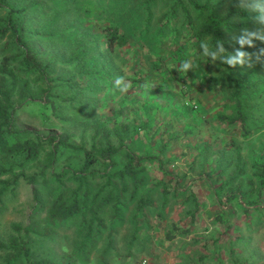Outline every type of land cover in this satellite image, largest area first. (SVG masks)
<instances>
[{
    "label": "rangeland",
    "instance_id": "374dc122",
    "mask_svg": "<svg viewBox=\"0 0 264 264\" xmlns=\"http://www.w3.org/2000/svg\"><path fill=\"white\" fill-rule=\"evenodd\" d=\"M53 6L50 3L47 7ZM135 8L133 19L139 17ZM230 8L232 15L228 13ZM141 10L144 13V9ZM240 12L242 16L238 15ZM219 13L229 16L232 27L226 36L231 40H250L264 32V0H225ZM31 18L38 27L51 22L46 33L30 38V46L47 61L54 58L53 67L64 76L74 74L70 64L64 65L65 52L79 44V35L96 34L102 28L74 10L47 13L45 8L44 14L34 12ZM141 20L139 18V22ZM111 22L106 16L105 24ZM175 30L165 29L166 37L163 35L162 39L173 40ZM49 32H55L54 36L47 37ZM263 37L264 33L259 39ZM94 40L99 51L108 54L106 61L112 79L77 77L75 81L85 84L81 91L73 93L76 98L72 104L63 102L69 94L66 88H55L53 94L60 97L55 99V115L50 109L25 104L18 112L21 128L44 134L67 132L72 142L84 149H89L94 142L102 143L98 138L93 139L95 127L106 130L114 145L126 135L124 142L129 149L138 156L158 158L173 178L178 176L180 193L176 195L171 191L163 195V189L155 186L161 175L149 164L144 175L145 186L138 197H149L151 208L138 213L134 204L128 203L120 209L116 221L111 219V209L108 210L103 215L100 234L92 233L94 245L89 252L79 248L84 232L79 218L62 227L56 226L44 239L31 236L32 258L45 259L52 264H134L148 254L166 251L171 245L193 253L196 243L205 240L207 244L206 238L215 236V232L220 235L221 231V235L227 232L235 236L238 240L234 242L235 249H241L243 254H259L261 241L257 239L264 237V194L258 199L251 192L253 196L250 194L251 199L246 200L237 190L236 181L229 182L233 168L225 171V167L234 158V150L248 167L252 154L255 156V151L264 150V132L254 130L253 135L244 140L238 128L218 123L215 117L228 111L224 99L201 81L191 67V60L183 64L168 56L162 62L152 51L158 43H153L154 48L150 49L138 43V37L131 39L128 47L116 48L113 53L105 50L100 34ZM140 40L146 42L143 36ZM44 114L49 115V129L41 125ZM81 153H73L60 163L77 167ZM242 181L245 183L246 179ZM48 189L49 186L38 184L33 188L21 182L14 195L5 194L0 205V241L8 243L14 233L12 225L32 224L40 230L45 228L44 203L51 199ZM233 194L237 199L229 198ZM174 226L178 228L175 233H181L178 237H183L184 241L177 243V237L172 243L165 240V234ZM7 256L0 250V264H6ZM257 257L247 258L251 261ZM14 264L25 263L17 260Z\"/></svg>",
    "mask_w": 264,
    "mask_h": 264
},
{
    "label": "trees",
    "instance_id": "16d2710c",
    "mask_svg": "<svg viewBox=\"0 0 264 264\" xmlns=\"http://www.w3.org/2000/svg\"><path fill=\"white\" fill-rule=\"evenodd\" d=\"M46 1L0 0V162L4 164L0 167V205L5 194L14 195L21 182L33 188L38 184L49 186L51 198L44 203L43 230L32 224L12 225L14 233L8 243L0 241V250L8 254L6 264L17 260L25 264H52L32 258L31 236L44 239L56 226L62 227L78 218L84 230L79 248L89 252L94 245L92 233L100 234L103 215L108 210L111 209V219L116 221L120 209L128 203H133L138 213L152 207L149 197H138L145 186L144 175L149 164L161 175L155 186L163 189V195L171 191L180 193L178 176L173 178L158 158L138 156L129 149L124 142L126 135L114 145L106 130L95 127L93 139L98 138L102 143L94 142L89 149H84L76 146L67 132L44 134L21 128L18 112L25 104L50 109L55 115V99L60 98L53 94L55 88H66L69 94L63 102L72 104L76 98L73 93L81 91L84 83L75 81L77 77L112 79L106 61L108 54L99 51L94 40L97 34L101 35L108 53L128 47L130 40L138 37V43L150 49L154 48L153 43H158L152 51L162 62L168 56L183 64L191 60V67L201 81L224 99L228 111L215 117L218 123L238 128L244 140L254 130L264 132V37L259 39L264 32L250 40L227 38L226 33L232 27L229 16L219 13L225 0H48L47 5ZM50 3L54 6L47 7ZM135 6L139 17L133 19ZM45 8L47 13L74 10L102 27L99 33L79 35V44L65 52L64 65L73 67L72 75L59 74L53 67L54 58L47 61L30 46L31 37L46 33L51 26V22L43 27L32 23L31 15L44 14ZM230 10L228 13L232 15ZM105 15L112 21L110 24H105ZM238 15L242 16L241 12ZM139 18H142L140 22ZM168 28L176 29L171 41L162 39ZM53 33L49 32L47 37H53ZM48 123H51L49 115L44 114L41 125L49 129ZM80 152L81 163L77 167L60 163ZM254 153L247 167L234 150V158L225 167V171L233 168L229 182L236 181L237 190L246 200L251 199L250 194L253 196L251 192L258 199L264 194V150ZM233 195L229 198L237 199ZM177 229L174 226L167 232L165 240L178 237Z\"/></svg>",
    "mask_w": 264,
    "mask_h": 264
},
{
    "label": "crops",
    "instance_id": "0c3cea01",
    "mask_svg": "<svg viewBox=\"0 0 264 264\" xmlns=\"http://www.w3.org/2000/svg\"><path fill=\"white\" fill-rule=\"evenodd\" d=\"M221 208V207H220ZM217 210V208H216ZM233 229L230 230L232 233ZM189 230H186L188 233ZM223 231L218 235L215 232V236L206 238L205 240H200L199 243L195 244L194 252H183L181 247L173 248V245L166 248V251L160 252L159 254H148L144 257L148 261V264H264V237L258 238V241H261L259 246V254L246 253L243 254L240 250L235 249L234 242H237L232 234L221 235ZM181 235L178 234V236ZM183 237H177V243L179 240L184 241ZM234 239V240H233ZM250 241L249 239H246ZM167 241V242H174ZM243 241V240H242ZM256 242L252 244L255 245ZM233 244V246H231ZM177 244H175L176 246ZM252 255H258L256 260L248 259ZM156 261H155V258ZM139 260V259H138Z\"/></svg>",
    "mask_w": 264,
    "mask_h": 264
},
{
    "label": "built area",
    "instance_id": "2783aa9c",
    "mask_svg": "<svg viewBox=\"0 0 264 264\" xmlns=\"http://www.w3.org/2000/svg\"><path fill=\"white\" fill-rule=\"evenodd\" d=\"M134 264H148V261L145 258H140Z\"/></svg>",
    "mask_w": 264,
    "mask_h": 264
}]
</instances>
